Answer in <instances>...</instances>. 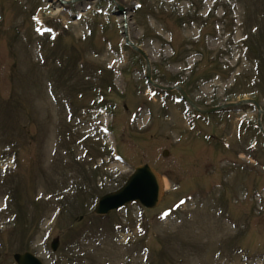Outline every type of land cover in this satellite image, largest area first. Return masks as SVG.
<instances>
[{
	"label": "rangeland",
	"instance_id": "1",
	"mask_svg": "<svg viewBox=\"0 0 264 264\" xmlns=\"http://www.w3.org/2000/svg\"><path fill=\"white\" fill-rule=\"evenodd\" d=\"M122 17L154 83L264 127V0H0V264H264L257 109L152 86ZM142 164L157 204L96 215Z\"/></svg>",
	"mask_w": 264,
	"mask_h": 264
},
{
	"label": "water",
	"instance_id": "2",
	"mask_svg": "<svg viewBox=\"0 0 264 264\" xmlns=\"http://www.w3.org/2000/svg\"><path fill=\"white\" fill-rule=\"evenodd\" d=\"M62 3V2H61ZM120 12H123V8L121 6L118 7ZM118 14V13H117ZM122 34L124 36L125 43L128 44L135 52L139 53L143 56L146 62L145 67V77L147 81L152 84L154 87L163 89V90H178L187 104L193 107L195 110L201 113H213L218 112L227 108L235 107L237 105L242 104H253L257 109V125L260 130L264 134V127L261 122V113L263 112L258 104V102L254 99H242L236 102L224 103L222 105L212 106V107H200L198 106L193 100H191L186 92L180 86H161L153 82L151 78V63L143 49L137 46L132 40L130 39L128 29H127V22H123L122 26ZM164 154H167L164 151ZM150 183L152 186V192L150 190L147 192L146 197H142L134 192L128 193L127 191L129 188L136 182V181H143ZM160 181L158 178V174L156 171L149 166L148 164H142L134 168L132 173L128 176L127 180L124 184L115 191L109 192L101 196L97 203L93 208V212L98 215H105L108 214L112 210H117L122 208L124 205L138 201L141 205L146 208L154 207L160 197ZM59 245V238L55 237L51 240L50 247L51 250L55 251ZM13 259L16 264H44L35 254L29 251H25L23 253H13Z\"/></svg>",
	"mask_w": 264,
	"mask_h": 264
},
{
	"label": "bare ground",
	"instance_id": "3",
	"mask_svg": "<svg viewBox=\"0 0 264 264\" xmlns=\"http://www.w3.org/2000/svg\"><path fill=\"white\" fill-rule=\"evenodd\" d=\"M62 2V3H66L68 2L69 0H58V2ZM122 20L123 21H127L128 20V17L124 18L122 17ZM165 185V188L168 187V184L167 183H164ZM152 185L148 182H144L143 181H136L130 188L129 190L127 191L128 193H136L142 197H146V194L147 192L150 190V193L152 192ZM160 193H161V190H160Z\"/></svg>",
	"mask_w": 264,
	"mask_h": 264
},
{
	"label": "flooded vegetation",
	"instance_id": "4",
	"mask_svg": "<svg viewBox=\"0 0 264 264\" xmlns=\"http://www.w3.org/2000/svg\"><path fill=\"white\" fill-rule=\"evenodd\" d=\"M243 105H249V104H243ZM239 106V105H238Z\"/></svg>",
	"mask_w": 264,
	"mask_h": 264
}]
</instances>
